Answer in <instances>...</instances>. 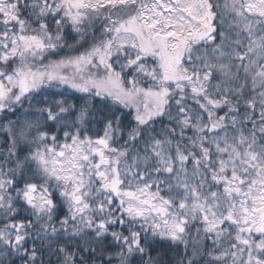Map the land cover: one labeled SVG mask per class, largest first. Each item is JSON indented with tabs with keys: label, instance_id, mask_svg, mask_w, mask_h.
Segmentation results:
<instances>
[{
	"label": "snow or ice",
	"instance_id": "1",
	"mask_svg": "<svg viewBox=\"0 0 264 264\" xmlns=\"http://www.w3.org/2000/svg\"><path fill=\"white\" fill-rule=\"evenodd\" d=\"M0 264H264V0H0Z\"/></svg>",
	"mask_w": 264,
	"mask_h": 264
}]
</instances>
